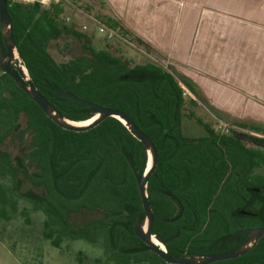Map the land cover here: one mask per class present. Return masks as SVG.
Wrapping results in <instances>:
<instances>
[{"label":"trees","instance_id":"16d2710c","mask_svg":"<svg viewBox=\"0 0 264 264\" xmlns=\"http://www.w3.org/2000/svg\"><path fill=\"white\" fill-rule=\"evenodd\" d=\"M7 9L21 63L58 112L75 121L92 116L90 105L64 90L125 112L152 139L157 161L146 192L152 232L162 236L169 255L224 251L245 239L234 231L264 226L262 128L238 122L227 132L215 131L195 114L197 100L204 99L195 85L155 62L131 64L89 41L83 54L57 62L48 50L52 40L86 37L64 21L61 2L44 7L7 0ZM101 21L122 38L152 48L121 20ZM180 82L196 99L183 95ZM183 117L195 120L204 134L185 135ZM11 138L19 145L15 155L3 147ZM147 161L145 146L119 119L108 116L86 131L65 129L0 68V240L18 218L27 226L39 224V237L53 247L82 239L101 249L94 257L77 251L79 264H170L134 233L136 221L145 220L136 177ZM32 213L41 220L36 223ZM206 264H264V235L239 256Z\"/></svg>","mask_w":264,"mask_h":264},{"label":"crops","instance_id":"0c3cea01","mask_svg":"<svg viewBox=\"0 0 264 264\" xmlns=\"http://www.w3.org/2000/svg\"><path fill=\"white\" fill-rule=\"evenodd\" d=\"M103 1L215 106L264 113V0Z\"/></svg>","mask_w":264,"mask_h":264},{"label":"rangeland","instance_id":"374dc122","mask_svg":"<svg viewBox=\"0 0 264 264\" xmlns=\"http://www.w3.org/2000/svg\"><path fill=\"white\" fill-rule=\"evenodd\" d=\"M52 2H57V0H52ZM58 2H61L64 8L62 14L64 21L84 33L86 37L79 39L73 34H65L56 40H52L48 50L57 62H65L74 56L83 54L85 51L83 42L89 41L96 49L104 48L112 54H120L128 59L131 64L155 62L172 72L177 78L182 79L180 78L182 74L172 65V59L169 58L168 60L164 53L153 47L147 48L143 44L120 39L115 35L108 37V30L98 28L102 24L100 23L101 20L111 16L121 20L125 27L131 30L124 19L106 1L58 0ZM193 84L204 98L197 100L198 104L194 106L195 114L204 122L209 123L215 131L224 130V124H226L225 126L235 127L234 125L238 122L257 125L264 130V113L260 114L257 110L246 108L245 105L241 106L240 109L232 105L231 110L217 107L222 106V104L217 103L215 100H208L201 89L194 82ZM188 95L195 98L191 92ZM236 103L238 105V102ZM262 104L264 103L262 102ZM25 118L24 115L20 118L22 126L25 125ZM182 129L184 134L188 136L197 137L204 134L203 128L195 120L186 117L182 118ZM244 130L251 132L249 129ZM262 130L261 133L264 132ZM18 146V141L13 138L8 139L3 144V147L9 150L12 155L18 152ZM259 171L264 173V166L260 167ZM32 217L35 218L36 223L41 220L40 213H32ZM10 229V234H8L9 231H5L6 235L3 236L5 240H0V264H79L75 261V254L79 250L89 257L101 255L100 248L82 239L72 242L65 241L61 248L53 247L48 241L39 237V224L27 226L17 218L7 230ZM22 232L27 233L25 240ZM13 243L14 247L11 245Z\"/></svg>","mask_w":264,"mask_h":264},{"label":"water","instance_id":"95a60500","mask_svg":"<svg viewBox=\"0 0 264 264\" xmlns=\"http://www.w3.org/2000/svg\"><path fill=\"white\" fill-rule=\"evenodd\" d=\"M0 29L2 34V42L0 41V67L5 73L10 75L15 82L22 88L28 96L34 100L40 108L45 112V114L50 117L55 123L61 127L73 130V131H86L93 126L97 125L100 121L108 116H113L124 123L134 135L143 143L147 150L148 161L150 158V165L148 166L144 174L141 177H136L137 185L141 195L142 206L145 211L144 223L136 221L134 225V233L139 237L143 243H145L148 248L158 254L166 263L170 264H206L214 262L217 260H222L226 258H232L239 256L240 254L246 252L250 249L257 240L264 235V226H259L255 228H242L234 231V233H239L245 239L238 245L220 252L207 253L205 255H189L184 253L180 256H171L168 254L161 235L152 232L153 228V211L150 202L147 197L146 185L148 179L155 169V164L157 161V151L152 139L143 132L135 122L123 111L112 107H106L93 102L84 100L75 95H72L64 90L62 93L69 96L81 103L90 105L92 117L96 116L91 122L78 125L72 122H80L65 118L58 110L37 90L36 85L32 82L26 68L22 65L21 60L18 56L14 37H13V27L11 17L7 9V0H0ZM2 43L6 48L7 55L4 56L2 49ZM25 68L26 72H24ZM27 73V77H26ZM89 118V119H90ZM84 121V120H83ZM258 189V188H256ZM241 212H244L241 210ZM154 237L158 242L152 240Z\"/></svg>","mask_w":264,"mask_h":264},{"label":"built area","instance_id":"2783aa9c","mask_svg":"<svg viewBox=\"0 0 264 264\" xmlns=\"http://www.w3.org/2000/svg\"><path fill=\"white\" fill-rule=\"evenodd\" d=\"M15 1H19V0H15ZM38 1V0H37ZM100 30H108L109 31V33H108V37H112V36H118L120 39H124V38H122L121 36H119L114 30H112V29H109V28H107L106 26H104L103 24H101L99 27H98ZM107 31V32H108ZM125 40V39H124ZM181 85V87H182V89H183V95H186V94H190V92L188 91V89L185 87V86H183L182 84H180ZM226 124H224V130L223 129H221L220 131H227L228 130V128H227V126H225Z\"/></svg>","mask_w":264,"mask_h":264},{"label":"clouds","instance_id":"9594fccd","mask_svg":"<svg viewBox=\"0 0 264 264\" xmlns=\"http://www.w3.org/2000/svg\"><path fill=\"white\" fill-rule=\"evenodd\" d=\"M19 2L24 4V5H31V4H35L37 2V0H19ZM51 2H52V0H39V3L44 7H49ZM57 2H58V0H57Z\"/></svg>","mask_w":264,"mask_h":264},{"label":"bare ground","instance_id":"6f19581e","mask_svg":"<svg viewBox=\"0 0 264 264\" xmlns=\"http://www.w3.org/2000/svg\"><path fill=\"white\" fill-rule=\"evenodd\" d=\"M23 70H24V72H26L25 68H23ZM26 77H27V73H26ZM94 118H96V116H94V117H92V118H90V119L84 120V121H80V122H72V123H74V124H78V125H84V124H87V123L91 122ZM149 165H150V158H149L148 166H149ZM152 240H153L154 242H156V243L159 244V242H158L154 237H152Z\"/></svg>","mask_w":264,"mask_h":264},{"label":"flooded vegetation","instance_id":"af4514ba","mask_svg":"<svg viewBox=\"0 0 264 264\" xmlns=\"http://www.w3.org/2000/svg\"><path fill=\"white\" fill-rule=\"evenodd\" d=\"M2 49H3V52H4V56H6L7 55V51H6V48L4 47L3 43H2ZM1 73H5L2 68H1Z\"/></svg>","mask_w":264,"mask_h":264}]
</instances>
